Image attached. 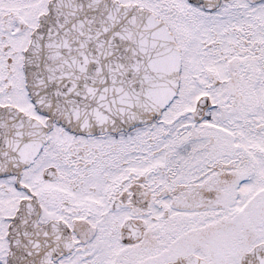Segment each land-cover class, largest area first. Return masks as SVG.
<instances>
[{
  "label": "snow or ice",
  "instance_id": "1",
  "mask_svg": "<svg viewBox=\"0 0 264 264\" xmlns=\"http://www.w3.org/2000/svg\"><path fill=\"white\" fill-rule=\"evenodd\" d=\"M0 264H264V0H0Z\"/></svg>",
  "mask_w": 264,
  "mask_h": 264
}]
</instances>
